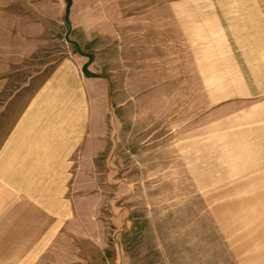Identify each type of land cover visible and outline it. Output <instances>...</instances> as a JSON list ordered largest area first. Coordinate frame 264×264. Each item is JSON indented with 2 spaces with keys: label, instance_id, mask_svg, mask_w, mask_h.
<instances>
[{
  "label": "rangeland",
  "instance_id": "374dc122",
  "mask_svg": "<svg viewBox=\"0 0 264 264\" xmlns=\"http://www.w3.org/2000/svg\"><path fill=\"white\" fill-rule=\"evenodd\" d=\"M17 1L52 64L83 59L89 134L67 222L4 221L3 264H264V144L249 111H218L242 82L220 0Z\"/></svg>",
  "mask_w": 264,
  "mask_h": 264
},
{
  "label": "crops",
  "instance_id": "0c3cea01",
  "mask_svg": "<svg viewBox=\"0 0 264 264\" xmlns=\"http://www.w3.org/2000/svg\"><path fill=\"white\" fill-rule=\"evenodd\" d=\"M232 1L217 2L215 18L242 82L229 95L236 98L218 111L222 116L232 108L249 111L252 142L264 144V0ZM30 11L17 0H0V111L6 112L0 119V224L15 218L34 222L29 218L35 208L48 223L67 222V208L74 206L65 193L89 134L90 106L75 94L83 85V59L77 66L64 55L52 64L44 56L45 28ZM36 193L58 196L62 203L56 208L64 209L53 215L65 218L52 220L51 205L41 203ZM2 255L1 243L0 264Z\"/></svg>",
  "mask_w": 264,
  "mask_h": 264
}]
</instances>
